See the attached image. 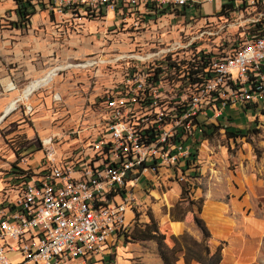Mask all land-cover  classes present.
Masks as SVG:
<instances>
[{"label":"built area","instance_id":"built-area-1","mask_svg":"<svg viewBox=\"0 0 264 264\" xmlns=\"http://www.w3.org/2000/svg\"><path fill=\"white\" fill-rule=\"evenodd\" d=\"M37 1L75 21L126 14L114 30L124 26L131 44L161 18L175 29L165 50L154 38L112 58L121 68L91 121L76 127L73 148L57 154L49 138L35 166L29 155L14 165L18 176L0 171V264H11L8 254L16 264H86L125 232L128 196L142 176L185 168L196 125L264 99V0H227L213 16L191 12L196 0Z\"/></svg>","mask_w":264,"mask_h":264},{"label":"rangeland","instance_id":"rangeland-1","mask_svg":"<svg viewBox=\"0 0 264 264\" xmlns=\"http://www.w3.org/2000/svg\"><path fill=\"white\" fill-rule=\"evenodd\" d=\"M0 1L2 113L28 85L54 70V76L46 85L16 101L13 110L0 121V161L8 166H14L21 157L38 156L42 153L41 143L49 138L57 144L54 145L57 154L59 150L73 148L74 132L80 124L78 120L81 119V124L91 121L97 101L101 100L121 68L119 64H110L112 58L128 56L126 53L133 50L136 43L151 44L154 38H162L157 51L165 50L175 37V29L168 28L171 21L161 18L162 24L157 29L134 36L136 41L131 44L124 26L120 25L121 32L114 30L117 24L129 21L126 14L122 16L123 21L121 15L115 16L109 11L101 17H80L75 21L35 8L28 26L15 28L12 2ZM222 1L224 5L227 0ZM218 8L215 4L208 5L206 14L213 16ZM198 11L204 14L205 8L201 6ZM180 22L179 18H174L172 24ZM10 85L11 89L8 88ZM220 122L231 131H241L244 137L227 139L219 130L211 138L199 141L195 161L184 172L163 169L157 175L142 176L128 196L130 201L125 213L130 216L124 214L128 231L135 224L147 223L149 214L159 232L168 235V222L180 219L188 226V233L192 236L197 231L201 240L193 224L194 217L200 219L196 202L201 200L203 205L204 197L213 195H220L226 202L233 198L232 202L240 204L243 214L264 215V99L257 102L255 109L244 113L237 108L228 110ZM33 157L29 160L30 165ZM238 178L249 179V182L241 185ZM181 190L187 193L180 199ZM233 205L229 206V212L238 208ZM188 233L182 234L189 236ZM165 243L170 246L167 237ZM121 245L123 250L138 247L149 263L154 261L153 242L123 244L120 241L109 254L111 262H118L116 253L118 255ZM138 255L131 253L122 259H129L130 264H142Z\"/></svg>","mask_w":264,"mask_h":264},{"label":"crops","instance_id":"crops-1","mask_svg":"<svg viewBox=\"0 0 264 264\" xmlns=\"http://www.w3.org/2000/svg\"><path fill=\"white\" fill-rule=\"evenodd\" d=\"M5 1V0H2ZM199 3L198 9L202 7L205 8L206 14L208 11V5L215 4V8H218L222 5V0H196ZM1 3V1H0ZM219 4V5H218ZM3 10V9H2ZM1 12V10H0ZM3 12V11H2ZM201 14V13H200ZM13 15V13H12ZM14 16V15H13ZM34 16V15H33ZM32 16V17H33ZM15 17V16H14ZM31 17V18H32ZM30 18V19H31ZM30 21V20H29ZM29 24V23H28ZM27 24V26H28ZM26 27V26H25ZM19 45V44H18ZM11 85L8 87L9 89ZM6 109V107H5ZM4 109V113H5ZM0 103V117L3 115ZM81 119L78 120V122ZM214 123V122H210ZM209 123V124H210ZM37 154V153H36ZM33 157V155L31 154ZM41 156V153L38 156L33 157L34 160H31L33 164L31 166H35ZM30 162V161H29ZM0 168L3 169L4 178H8V176H18L20 172H17L14 166H8L0 161ZM3 167V168H2ZM3 177H0L2 179ZM238 182L242 185L244 183H248L249 179H241L238 178ZM2 184H0L1 188ZM233 198H229L228 201H224L220 195H213L210 197H204L203 205L199 212L200 220L203 222L208 234V249L209 252L212 253L217 247L221 248V260L219 264H264V215L261 214H247L242 212V207L239 203H233ZM238 205V208H234V212H229L230 205ZM234 206V205H233ZM232 206V207H233ZM127 214V215H126ZM126 217L129 215L128 212L125 213ZM124 215V220L125 219ZM130 216V215H129ZM125 232L127 230L126 223H124ZM188 226L181 222H168V230L169 234L165 236L168 237H177L182 233H188ZM198 232H194L192 236H189L196 242L200 241V236L197 234ZM121 234H115L108 241V247L100 254V256L94 257L92 260L88 261L86 264H130L129 259L124 260L122 256L130 255L133 253L134 255H138L140 263L142 264H160V260L157 256V253L154 256V261L149 263L147 261V256H141L140 248H126L123 250V246L121 245L118 250V255L116 253V258H118V262H111V258L109 256L112 253L113 249L120 243L125 244L122 241ZM156 250V248H155ZM124 251V252H122ZM8 260L11 264H16L20 261V257L17 254H8ZM176 264H182L181 259L179 258ZM195 264V263H191Z\"/></svg>","mask_w":264,"mask_h":264},{"label":"trees","instance_id":"trees-1","mask_svg":"<svg viewBox=\"0 0 264 264\" xmlns=\"http://www.w3.org/2000/svg\"><path fill=\"white\" fill-rule=\"evenodd\" d=\"M14 6L12 13L15 16L16 20L13 23L15 28H23L28 23L30 18L35 14L34 9L37 8L38 10H43L40 7V4L37 0H10ZM122 3L119 1L116 2L117 6H120ZM199 5L194 4L193 9L191 12H198ZM226 6H222L220 9V13L222 14L223 9ZM35 10V11H38ZM167 13L166 8H162L158 10L155 15H148L146 19L154 20L164 14ZM178 13V12H176ZM180 15L183 14L182 12L178 13ZM200 14V12H199ZM102 13L100 12L97 17H101ZM257 107V104H248L243 107H240L242 113L244 111L252 110ZM214 121V123H210L207 125L198 124L194 130V137L192 142V149L190 150V154L188 160L185 162V168L182 169L186 170L189 162L195 161L197 156V145L199 141L206 140L212 137L216 132L222 130L225 137L227 139H236L244 137V133L238 130L231 131L229 127H225L221 122L220 119ZM227 121H230V118H227ZM187 193L184 190H181L180 199L183 195ZM189 204H193V202H189ZM202 202L198 200L196 202L197 212L201 209ZM179 206V202L176 203L175 207ZM148 222L144 224H135L132 226L130 231L122 232L121 238L124 243H144V242H153L155 244L156 253L160 260V264H176L179 258L182 261V264H191L192 262L195 264H219L221 260V248L217 247L212 253L209 252L208 249V238L209 234L203 224V222L198 218H193V224L196 229L199 231L201 235V240L199 242H195L186 234H182L178 237H168L170 241V246L165 243L166 236L164 233L159 232L156 223L148 214L147 216ZM180 219H174L171 222H180Z\"/></svg>","mask_w":264,"mask_h":264},{"label":"bare ground","instance_id":"bare-ground-1","mask_svg":"<svg viewBox=\"0 0 264 264\" xmlns=\"http://www.w3.org/2000/svg\"><path fill=\"white\" fill-rule=\"evenodd\" d=\"M56 71V70H55ZM54 76V70L48 72L44 77L34 81L33 83H31L30 85H28L25 90L23 91V93L21 94V96L12 101L7 107H6V110H5V113L4 114H8L9 112H11L14 108V105L16 103V101H19V100H23L25 99L26 97H28L33 91H35L37 88H39L40 86H44L46 85L49 81H50V78ZM23 95V96H22Z\"/></svg>","mask_w":264,"mask_h":264},{"label":"water","instance_id":"water-1","mask_svg":"<svg viewBox=\"0 0 264 264\" xmlns=\"http://www.w3.org/2000/svg\"><path fill=\"white\" fill-rule=\"evenodd\" d=\"M5 114H3L1 117H0V121L4 118Z\"/></svg>","mask_w":264,"mask_h":264}]
</instances>
